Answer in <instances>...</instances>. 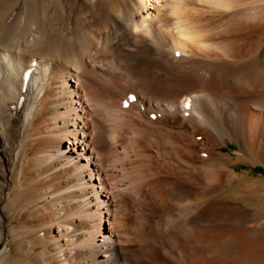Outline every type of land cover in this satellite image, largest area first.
<instances>
[{
  "label": "bare ground",
  "instance_id": "1",
  "mask_svg": "<svg viewBox=\"0 0 264 264\" xmlns=\"http://www.w3.org/2000/svg\"><path fill=\"white\" fill-rule=\"evenodd\" d=\"M237 1L0 0V264H183L170 225L180 235L201 223L257 228L225 200L181 205L216 198L220 173L240 181L235 158L215 151L224 138L237 141L238 159L264 158V95L231 101L263 67L213 84L214 70H233L264 37ZM190 3L246 10L207 32Z\"/></svg>",
  "mask_w": 264,
  "mask_h": 264
},
{
  "label": "rangeland",
  "instance_id": "2",
  "mask_svg": "<svg viewBox=\"0 0 264 264\" xmlns=\"http://www.w3.org/2000/svg\"><path fill=\"white\" fill-rule=\"evenodd\" d=\"M41 1L42 0H39L40 5H41ZM238 1H237V3L240 4V2H241V4H240L241 6L243 5L244 7H246V9L248 8L249 10H251V14L252 15L254 14L253 16L255 18H253V22L255 24L252 22L253 27H254V25L256 26L257 24H259V25H257L259 27L260 23H262V22L264 23V0H251V1L250 0H241L239 2ZM4 2H6V4H8V3L12 4L13 2H15V0H4ZM61 3L63 4V0H61ZM244 3L246 6L244 5ZM192 4H194V5L191 6ZM239 4H237L236 6L238 7ZM186 5L189 7V9L187 6H184V9H185V7H187V9H185V10L191 13V14L188 13L191 17L194 16V18H197L198 20H200V18H202V22L203 23L205 22L202 26H204L207 29V32H208V30H210L209 29L210 26H212V27L218 26L219 30H222V28L224 27L223 30H225V28L227 30L228 29L227 26L230 23H225V22L223 23L222 22L223 19L225 17L231 15L233 12L238 13V10L245 9L244 7L240 6L238 8H241V9H238L236 7V9H238V10H236L234 7L235 10L233 9L234 10L233 12L232 11L229 12L226 10V13H224L223 11L225 8L223 7V5L225 6L226 5L225 3L221 4L220 6L219 5L217 6V5H212V4H206V3H198V4L190 3V5H188V4H186ZM193 9H194V11H193ZM203 10L206 12V14ZM210 11H211V13H210ZM195 12H196V14H195ZM198 13L202 14V16L200 17V14H198ZM208 13H210V14H208ZM15 14L16 13L11 14L10 17L5 19L4 23L8 24V23H10L9 21L12 22ZM209 16H212V17L210 18ZM208 23L211 25L208 26L209 25ZM263 23L261 25L264 26ZM212 27H211V29H212ZM256 27H255V29H256ZM255 45L256 46H254L253 50L251 49L250 51H248L246 53L247 55L244 54L241 56L242 58L239 57L233 62V67H232L233 70L229 69L227 66H226L227 68L226 67L224 68L221 66V68L214 70L213 73L215 75L213 74L212 78H213V82L216 81L213 83L214 86H216V88L223 89L225 86V83H226V79L230 75L229 74L230 71H233V73H234V71L239 72L240 68L243 69V68H245L246 65L247 66L252 65L253 67H256V65L257 66L259 65V67H263V72H264V64H263L264 63V37H263V40L261 42H259V44H258V46H260V47H258L257 44H255ZM243 56H246V57H243ZM247 57H248V60H247ZM254 58H256V59H254ZM161 63H162V61H161ZM236 63H238V64H236ZM164 64H165V62H164ZM236 69H238V70H236ZM255 74H256L255 72L252 74V76L250 77L251 82H249L248 85H246V87L243 88L244 90H240V91L235 90L236 92L235 91L232 92L235 95V96L233 95V98H231V99H233V100H231L233 105H237V103H240V102H243V103L238 104L239 106L246 105L248 101H252V100L260 97V95L261 96L264 95V91H262L264 89V75L258 76ZM0 77H1L0 78V81H1L2 80V74L0 75ZM36 77H38V76H36ZM180 77L181 76H176V77H174V80H173V78L170 77V75H169L166 77V80L169 81L172 79L171 81L168 82V84L169 83L172 84V82L174 81V82H176L174 84L179 85L180 81H181V83H183V81L181 80ZM254 77H256V78H254ZM259 77H261V78H259ZM187 80L188 79L186 78L185 83L189 82V80L188 81ZM247 92H249V93H247ZM219 107L221 108V106H219ZM220 108L217 109L218 113H219V111H220V113L222 111V109L220 110ZM227 111H228V109H227ZM261 112L263 113L264 111L262 110ZM238 121H240V118ZM11 122H14V120H11ZM241 122H242L241 124L244 125L245 122H243V120H241ZM252 138H254V137H252ZM252 138H250V139H252ZM4 141H5L4 139L2 140V138H0V145L1 144L6 145V142H4ZM250 141H253V139ZM259 142H260V140L255 143V145H256L255 149H262V147L259 145ZM252 145H254V144L252 143ZM240 150H241V148H240L239 144L237 143V141L230 140L228 138H224L223 144H221L218 148L215 149V151H219L221 153H226L229 156H231L232 158H235L236 163H235V165H233V168H234L235 172L238 174V176H240V181L237 179H233V180L227 179V177L224 174L220 173L219 175H221L222 177L218 176V178L213 183V185H217V186H215V187H217L215 189L217 191L219 190V192H218L219 195L217 194L216 198H215V195L211 196V195H207V193H206L204 195L201 194V195L193 196V197L188 198V199L186 198L185 200H183L184 202L183 201L181 202V205L185 204L186 206H190L189 204H192V203L193 204L196 203L197 205H201V204L207 203V201H209V202L222 201L223 202L225 200V202H231V203H234L236 205L238 204L242 208L251 211L250 213L252 216V221H253L254 227L256 226L257 228H253V230H251V228H246L244 226H241L240 224L239 225L238 224L226 225V224H215V223H201L202 226L199 225L195 229L188 226L189 228L186 229L185 233L180 235L178 233L175 234V232H176L175 229H177L176 226L170 225L169 227H167V231H169V233H170V235H172V237L175 236L173 238L172 247L174 246L173 248H174L175 253L178 250H180L181 253L183 252L182 256L185 254L183 257L184 258L183 264H264V206L262 207V205H264V198H262V195H264V186L262 188H260L258 190V192L251 191L247 186V182L249 183L250 181L251 182L252 181L258 182L259 181V183L264 185V158L261 157L260 155H257L255 157V159L253 158V160H254L253 161V160H251V158H247V157L243 156L241 158L242 161H240L241 159H238V155H239ZM218 163H220V162H218ZM156 171L157 170L155 169L154 172H156ZM216 182H219V183H216ZM221 196H223L224 198ZM205 197L209 200H206ZM142 202H144V200ZM168 202H169L168 203L169 209L177 208L180 205V204H177L176 202H174L172 200H170ZM200 202H201V204H198ZM127 204H129V207ZM127 204H126V206L128 208H130V209H128V211H130V210L131 211L129 212L126 220L129 221V224H132V223H135V220H137L136 216H135V214H136L135 210L136 209H134L136 206H134L131 202H127ZM131 204L133 207L130 206ZM162 215H163L162 213L161 214L157 213V215H154V218H153L152 226H153V230L156 231L155 232L156 237L160 236L158 233L160 231H157V230H160L161 228H155V226H156L155 224H156V222L158 223V219L161 218ZM128 218H130V219H128ZM131 218L133 219L132 221H131ZM260 221L262 222V224ZM13 224L14 223H11L10 225H13ZM236 225H238V226L236 227ZM106 227H108V226L105 225V228ZM158 227H160V226H158ZM133 230L134 229L131 230L132 233H133ZM134 231H135L133 233L134 235L131 233L133 235V237H135V235L136 236L138 235L137 231L136 230H134ZM147 231L145 233L149 234L150 232L149 231L147 232ZM5 244L2 247V249H3L2 252H6L8 250V247L10 246L9 245L10 242L7 241Z\"/></svg>",
  "mask_w": 264,
  "mask_h": 264
}]
</instances>
